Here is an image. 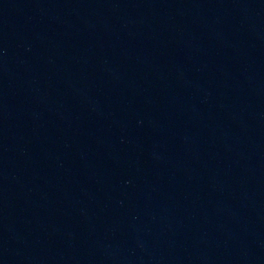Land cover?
Wrapping results in <instances>:
<instances>
[{
    "label": "water",
    "instance_id": "1",
    "mask_svg": "<svg viewBox=\"0 0 264 264\" xmlns=\"http://www.w3.org/2000/svg\"><path fill=\"white\" fill-rule=\"evenodd\" d=\"M0 264H264V0H0Z\"/></svg>",
    "mask_w": 264,
    "mask_h": 264
}]
</instances>
